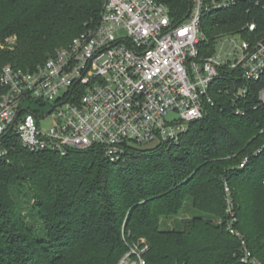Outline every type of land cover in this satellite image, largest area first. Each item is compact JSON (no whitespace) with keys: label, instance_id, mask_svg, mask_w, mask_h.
I'll use <instances>...</instances> for the list:
<instances>
[{"label":"trees","instance_id":"trees-1","mask_svg":"<svg viewBox=\"0 0 264 264\" xmlns=\"http://www.w3.org/2000/svg\"><path fill=\"white\" fill-rule=\"evenodd\" d=\"M104 1L0 0V45L16 36L13 47L0 48V71L6 64L34 70L94 27ZM158 1L174 21L188 11L189 0ZM250 21L251 37L264 40V11L248 1L208 13L202 53L213 52L217 34ZM251 85L247 101L234 106L241 114L214 93L220 104L189 123L178 146H130L116 162L99 146L61 156L15 143L0 162V264H116L125 241L140 238L149 246L145 264H240L238 239L216 222L227 218L224 179L235 228L264 262V150L253 155L264 144V107H256ZM187 209L198 214L165 224Z\"/></svg>","mask_w":264,"mask_h":264},{"label":"built area","instance_id":"built-area-1","mask_svg":"<svg viewBox=\"0 0 264 264\" xmlns=\"http://www.w3.org/2000/svg\"><path fill=\"white\" fill-rule=\"evenodd\" d=\"M240 1L264 11V0H189L186 15L174 21L158 0H105L94 27L56 49L34 70L4 65L0 162L9 161L15 143L31 153L61 156L99 146L112 162L123 160L130 146H178L188 124L203 118L207 107L220 104L214 93L234 107L247 101L251 84L258 86L256 107H264V40L251 37L254 21L217 34L213 52L202 53L209 42L202 30L204 17ZM25 101L53 105L39 116L24 107ZM170 114L177 117L169 120ZM48 115L53 126L42 130L39 123ZM263 150L264 144L253 155ZM249 157H243L238 168H244ZM223 193L227 218L221 223L239 241L240 264H264L235 228L226 179ZM125 245L116 264H145L149 246L143 238Z\"/></svg>","mask_w":264,"mask_h":264},{"label":"rangeland","instance_id":"rangeland-1","mask_svg":"<svg viewBox=\"0 0 264 264\" xmlns=\"http://www.w3.org/2000/svg\"><path fill=\"white\" fill-rule=\"evenodd\" d=\"M15 43H16V36L12 35V36L7 37L4 40L3 45H5L8 48H11V47H13L15 45ZM3 45H0V48H3L4 47ZM226 45L227 44L225 43L224 46L226 47ZM58 48L59 47H57L56 49H58ZM220 49H221V46L217 47V51H219ZM55 50H54V52H55ZM52 105L53 104L51 102H49V101H43V103H39V102H36V101H25L24 102V107L25 108H29L31 111L36 112L37 115H39V116H42L43 114H45L50 109V107ZM175 117H177L176 114H170L169 116H167V119L172 120ZM39 126H40V128L42 130H49L53 126V118H52V116L48 115L47 117L42 119L40 121V123H39ZM153 146H155V144L151 143V144H147L146 147H153ZM192 213H193V215H195V214L197 215L198 214L197 212H193V211L191 212V209H187L185 211V214H182L179 217L168 218V220L165 221L166 222L165 224L170 225L175 220H183V219L190 218ZM221 220H222L221 218H217L216 222L221 224Z\"/></svg>","mask_w":264,"mask_h":264}]
</instances>
